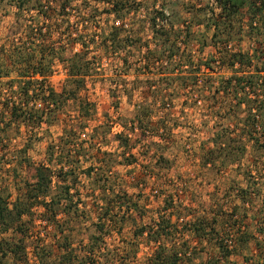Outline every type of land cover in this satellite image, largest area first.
Listing matches in <instances>:
<instances>
[{
  "label": "rangeland",
  "instance_id": "374dc122",
  "mask_svg": "<svg viewBox=\"0 0 264 264\" xmlns=\"http://www.w3.org/2000/svg\"><path fill=\"white\" fill-rule=\"evenodd\" d=\"M62 1L0 0V72L17 51L30 58L0 74V197L26 204L38 165L51 174L19 222L3 213L0 264H152L157 253L160 264L174 253L175 264H264V133L248 139L251 119L264 125V8L227 23L216 0H119L130 25L113 35L107 1L69 0L61 16ZM163 2L165 21L148 25ZM39 30L50 31L47 46ZM233 52L251 66L222 67ZM74 53L84 76L73 81ZM256 70L259 81L248 78ZM234 76L262 91L226 87ZM6 100L32 122L6 125Z\"/></svg>",
  "mask_w": 264,
  "mask_h": 264
},
{
  "label": "trees",
  "instance_id": "16d2710c",
  "mask_svg": "<svg viewBox=\"0 0 264 264\" xmlns=\"http://www.w3.org/2000/svg\"><path fill=\"white\" fill-rule=\"evenodd\" d=\"M45 1H49V0H45ZM104 1H107L108 4L111 5L110 11L108 12V14H112V17H111L112 20H115V19L119 20L120 19L122 21H127L128 25H130V22H129V19H128L129 15L127 16L126 12H124V9H125V11L127 9L125 1L124 2H122V1L119 2V0H117V1L116 0H104ZM246 1L247 0H216V4H217L218 10H219V18H220V20H224L225 19V21L227 23H230L229 22V18L230 17H234V16H238L239 19H240L239 14L241 12L242 13H244V12L248 13L250 19L251 18H255V16H257L259 14H262V10L264 8V0L262 2L261 1L259 2V0H250V2H248V6L247 7H246ZM257 2H258V4H257ZM39 4H41V3L38 2L36 7ZM67 5H69V0H63L61 5H60V7H61V16H63L62 11H64L67 8ZM17 7L19 9H21V11H24L25 7H26V9L28 8V4L25 3V2H22V3H19ZM157 8H159V9H155L154 16L149 18V20L147 21L148 25H160L163 21H165V19H166V17H165L166 9L164 7V2L161 3L160 7H157ZM242 8H244L245 10H243ZM21 13H23V12H21ZM80 13H81L80 11L77 12V14H80ZM127 13H130V12L128 11ZM41 15L44 18V20H47V21L49 20V16L47 14L46 15L45 14H41ZM261 18L264 21L263 14H262ZM63 20L65 22H67V23L69 22L68 18H66V20H67L66 21L64 19V17H62V19L60 21L61 22L60 25H63ZM37 21L39 22V20H37ZM78 22L76 21V23H78ZM219 22H221V21H219ZM50 25H54V23L51 22ZM71 25H72V23H71ZM111 25L113 26V27H111V33L113 35H115L117 30H122V31L124 30L122 27H118L116 25H113L112 23H111ZM250 27H252V26H250ZM78 30H80V29H78ZM45 32H46V34H41V32L39 30V33L37 35H40L41 40H43V45L47 46L45 42L48 41V35L47 34H49L50 31L49 30L48 31H43V33H45ZM80 36H82V34H80ZM45 46L43 47V49H41V51L44 52ZM257 50H259V49H257ZM18 52L19 51H17V54L13 57L14 60L11 59V61H10L11 65L3 67L5 69H3V71H1L0 74L6 76L12 69L16 68L15 67V63H16L15 60L17 58L23 56L22 53H18ZM9 55L12 56V54H9ZM79 56H80L79 53H74V55L70 58L71 66H70V68H69V70L67 72V76H68L69 79L72 78L73 81H74V78L76 79L78 77L84 76V73H82L83 71L81 70V67L75 65L74 62H73L74 59L78 58ZM258 57H261V59H262V57H264V52L262 51V53H261L260 50H259V56ZM29 59L30 58L23 56L21 63H23V60H25V62H26ZM159 59H160V62H163L161 58H159ZM159 59H156V60H159ZM227 59H228L227 61H223L224 58L222 59V64H221L222 67L232 69L235 63H238L241 66L242 65L244 66V64H247V65L251 66L250 65L251 64L250 58H249L248 54H246V53L244 54L242 52H233V53H230V55H229V57ZM66 62H67V59H66ZM75 66L77 67L76 70L74 69ZM173 70H174V68H173ZM27 72L28 71H27L26 68L23 71L22 70L21 71L18 70V75H20V76H28ZM260 72H258L257 70H256V72L251 71V73L248 76V78L256 77L255 79L257 80L258 77L261 75ZM169 74H171V73H169ZM32 75H40L42 77H47L48 76V74H43L42 71H37V70L33 71ZM172 78L174 79V77H172ZM233 80L236 81L235 84L233 83ZM258 81H259V79H258ZM24 82H23L22 85H20V87H19L20 90L19 91L22 92L24 95H28L27 94V92H28L27 88H28V86H30V83H29V81H27L26 85H24L25 84ZM224 82L226 83V87H229V86L235 87V88L237 87L236 89H240V90L251 88L252 89V93L256 92V91H262V88H260V84L256 85V86H258L257 89H256V87H254L255 86L254 84H252V85L250 84L249 85L247 80H242L240 77L237 78V77L234 76L232 78L226 79ZM242 82L248 83V85H244V83L242 85ZM19 83H21V82H19ZM258 88H260V89H258ZM253 90H255V91H253ZM52 95H53V93H52ZM247 98H249V97H247ZM27 101H29L28 98L26 99V102L24 101L26 106L28 105ZM251 101H254V100H251ZM9 104H11V106H9ZM17 104H20V103L10 102V101L6 100L5 108H7V109L9 108L10 109L9 110V119L7 121V120H4L3 117H1V119L4 121V123H6V125H10V124L19 125L20 123L22 124L26 120V116L25 115L28 116V118H27L28 121L30 119L32 120L33 115L31 113L27 114V112H25V108H27V107L22 108V107H20L22 105L18 106ZM45 104L48 106V105L54 104V103H51V102L46 100ZM37 111L39 112L40 115L43 114V109H38ZM3 114H5V113L4 112L0 113L1 116H4ZM40 115H39V119H42ZM251 120L252 121L249 123L250 129L248 131V139L249 138L253 139L254 143L257 144V143H260L261 135L263 136L262 133H264V125L263 126L261 125L260 127H258L256 125V123H255L256 119L254 118V119H251ZM29 122H32V121H29ZM254 131L256 132V134L258 132H260V133H258L259 135H254L253 134ZM260 147L264 148V140L260 143ZM49 161L51 162V160H49ZM58 162H59V159H58V161H56V163H58ZM18 165L24 167L22 163H18ZM15 177H17V176H15ZM50 177H51V174H50L49 164H47V165H38V167L36 168V177H35V179H33V178L30 179V181H28L29 183L25 185L24 189H22L23 190V194L28 198L26 204L20 198V195H18L16 197L15 202L12 204V206L8 207V205L5 204L6 202L4 201V199L2 197H0V219H1V222L5 221V217L3 216L4 212H6V215H8V218H10V220L12 222H19L20 218L25 216L26 213L29 212L30 207L32 205L34 206V203L37 202L36 201L37 198H40V196H44L45 195V193L48 190ZM13 180H14V176H13ZM18 188H20V187H18ZM242 196H244V195L242 194ZM45 206H47V203H45ZM55 212L56 211H50V212L47 211V213H45V218L48 219L49 222L56 221ZM232 216H236V212L235 211H233V213H231V217ZM43 220H45V219H43ZM232 221H233V224H235V225L240 223V221H236V219H233ZM52 224H54V222ZM203 224H204V221H200V220L193 221L192 223H190L189 221L186 220L181 227L186 229V230H188V228H189V230L192 229V231L197 236V234L200 235V232L202 230H204V228L202 226ZM233 224L231 222L230 226H233ZM224 225H226V224H224ZM213 228H215V226ZM21 229L22 228L19 227V229L17 230L19 239H23V233L24 232H22ZM0 233H1V229H0ZM100 238H102V236L100 237V235H99V239ZM224 240L225 239H220V243H222ZM57 242H59L58 238H57ZM62 244L63 243L59 242L58 245H57L58 246L57 248L58 249H63V247L61 246ZM0 248H2L1 242H0ZM8 248L10 250L11 249H15V247L12 245V243L8 244ZM157 254H158L156 256L157 259H155L156 261L153 260L152 264H156L157 261H158L159 264H160V262H163L159 258L160 254L159 253H157ZM176 254L175 253L173 254L172 264H175V261L177 260V255L178 254L177 255ZM39 258L42 260L41 257H39ZM169 260H170V257L168 258V261ZM0 261H1V258H0Z\"/></svg>",
  "mask_w": 264,
  "mask_h": 264
},
{
  "label": "built area",
  "instance_id": "2783aa9c",
  "mask_svg": "<svg viewBox=\"0 0 264 264\" xmlns=\"http://www.w3.org/2000/svg\"><path fill=\"white\" fill-rule=\"evenodd\" d=\"M111 23L113 25L118 26V27H122L123 29L127 28V25H128L127 21H122L120 19L119 20L118 19L112 20ZM237 264H240V263H237Z\"/></svg>",
  "mask_w": 264,
  "mask_h": 264
}]
</instances>
